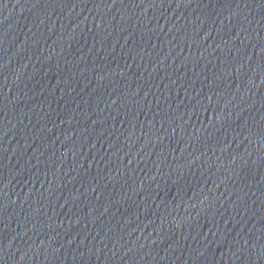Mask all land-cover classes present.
Segmentation results:
<instances>
[{
	"label": "water",
	"instance_id": "95a60500",
	"mask_svg": "<svg viewBox=\"0 0 264 264\" xmlns=\"http://www.w3.org/2000/svg\"><path fill=\"white\" fill-rule=\"evenodd\" d=\"M0 264H264V0H0Z\"/></svg>",
	"mask_w": 264,
	"mask_h": 264
}]
</instances>
